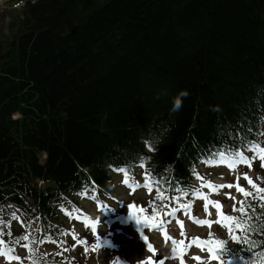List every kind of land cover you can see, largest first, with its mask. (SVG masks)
Masks as SVG:
<instances>
[{"label":"trees","instance_id":"16d2710c","mask_svg":"<svg viewBox=\"0 0 264 264\" xmlns=\"http://www.w3.org/2000/svg\"><path fill=\"white\" fill-rule=\"evenodd\" d=\"M20 14L0 35V230L16 214L42 226L29 244L8 225L11 248L34 254L41 235L58 248L43 264H89L91 242L57 227L63 195L109 186L145 144L150 176L172 195L203 148L261 138L264 0H36ZM155 202L146 216L163 210ZM259 204L223 257L264 253Z\"/></svg>","mask_w":264,"mask_h":264},{"label":"snow or ice","instance_id":"6c2138e0","mask_svg":"<svg viewBox=\"0 0 264 264\" xmlns=\"http://www.w3.org/2000/svg\"><path fill=\"white\" fill-rule=\"evenodd\" d=\"M252 147L258 152V154L260 156V159L262 161H264V148H261L259 145H255V144H253ZM220 157H221V160L223 162H225V163H227L229 165V167H235L236 163H239L240 161H243L244 163H248V159H247V157H245L243 155V152H237L235 154V156H233L231 158L226 157L225 153L221 152L220 153ZM212 162H214V161H212ZM245 179L248 181V183L250 185H252V187L255 189L256 193H258V194L264 193V187H260L258 184L253 183L252 178L247 176V174H245ZM124 183L125 184L128 183L127 178H125ZM232 186H233L232 184H228L227 185L228 188H231ZM207 187H209L212 191H216L217 190V186L214 185L211 181L207 182ZM219 187H225V185H220ZM235 187H236L237 191L240 192V193H243L244 196L247 197V196L251 195V193H249L245 188H243L239 184V177H237V183H236ZM149 191H152L151 187H149ZM194 195L203 197V199L205 200V208L206 209H207L208 204H212V205H214L216 207L218 215L221 217V220L228 225L230 232L233 229H240L242 231H247L248 228L250 227V225L248 224L245 216H243V215H241V216H230V215L226 216V215H224V213L222 211H220V209H221L220 202L214 201V200H209L207 195H205L202 192H198L197 191V192L194 193ZM259 198L262 201H264V195H260ZM158 199H160V200L164 199L163 192H160L158 194ZM176 199H178V198H176ZM180 207L184 208V207H186V205L181 204ZM129 208L134 210V215H135L134 205H129ZM233 210L234 211L236 210L235 206L233 207ZM139 211L142 212L143 209H140ZM245 211H246L245 202L242 201L241 202V206L239 208V212L243 214V213H245ZM176 212H177V209L173 208L172 209V214H175ZM13 215H15V214H13ZM136 219L138 221H140L141 219H143L145 221H148L150 218L148 216H144V217L141 218L139 215H136ZM196 222L198 224H209V223H211V221H209V220H197ZM178 223H182V222L178 221ZM92 227H93V231H95V229H96V223L95 222H92ZM25 239H27V237H25ZM145 239H147V237H145ZM233 239H241V237L234 236ZM243 239L247 240V237L245 236V237H243ZM173 243L174 244H179L181 246L179 248V252L181 254V264H183L182 253L184 251V247H183V243L184 242L183 241H173ZM223 244H224V242L220 241V240H217V241L208 240V241H200L198 243V246L203 247V246L206 245L207 248H208V251L212 254L210 256V259H215V258H217V255H216L217 249L222 248ZM147 246H148L149 250L156 251L151 243H149ZM28 250H29V254H30L29 258L31 260V264H39L38 259L33 255L34 250L30 246L28 247ZM11 252H12V250L8 249L6 251H3L2 254L5 255L9 260H13L14 259V260L19 261L21 259V257H19V256L12 255ZM257 258L259 260V264H264V253H258L257 254ZM195 259L196 260H200L201 257L196 256Z\"/></svg>","mask_w":264,"mask_h":264},{"label":"rangeland","instance_id":"374dc122","mask_svg":"<svg viewBox=\"0 0 264 264\" xmlns=\"http://www.w3.org/2000/svg\"><path fill=\"white\" fill-rule=\"evenodd\" d=\"M10 20V14L9 15H1L0 16V34L7 33L8 32V24ZM260 162L262 166L264 167V161L260 159ZM216 177V186L217 190L212 191L213 195L210 197V200L218 201L221 204L222 207H228L229 205L235 204L236 200H238L241 196V193L237 191L235 185L237 183V178L234 176L233 178H225L222 180L223 177L228 176V174L223 172H215L214 173ZM250 175V174H249ZM241 179H239V182ZM232 184L233 186L231 188H228L227 185ZM220 185H225V187H219ZM208 213V215H207ZM203 218L210 217L213 219L212 224L209 227L199 226V227H193L189 224H187V230L191 231L193 234L199 233H205L206 231H209V229H215L217 228L222 222H217V218L219 217L217 213V209L214 205L208 204L207 209L204 208V210L200 214ZM125 221V220H124ZM186 230V231H187ZM187 231V232H188ZM181 234V232H177V236ZM124 242L123 243H117L115 246L110 245L109 253L110 257H108L106 260H103L104 264H116V257L117 256H125V257H132L133 259H137L139 256H141L142 249L139 245L135 243V240L133 238H127L123 237ZM197 249V246L193 242V248L192 246L187 250V256L189 261L192 263L194 262H201L202 261V254L195 251ZM199 256L201 257L200 260H196L195 257ZM5 262V261H4ZM6 263V262H5ZM171 264L173 262L170 261ZM0 264H4L0 260ZM166 264V263H165Z\"/></svg>","mask_w":264,"mask_h":264},{"label":"clouds","instance_id":"9594fccd","mask_svg":"<svg viewBox=\"0 0 264 264\" xmlns=\"http://www.w3.org/2000/svg\"><path fill=\"white\" fill-rule=\"evenodd\" d=\"M189 95V92L187 89H181L173 98H172V104L169 109L170 112H176L179 111L182 103H183V98L187 97ZM159 137H157L153 142H158Z\"/></svg>","mask_w":264,"mask_h":264}]
</instances>
